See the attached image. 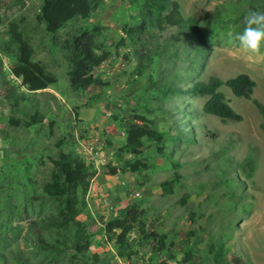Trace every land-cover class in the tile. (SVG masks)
I'll return each instance as SVG.
<instances>
[{"label":"rangeland","instance_id":"obj_1","mask_svg":"<svg viewBox=\"0 0 264 264\" xmlns=\"http://www.w3.org/2000/svg\"><path fill=\"white\" fill-rule=\"evenodd\" d=\"M6 1L0 4V34L12 25L25 36L32 52L20 61L42 63L55 82L26 90L9 72L14 59L0 54V264H213L208 246L216 243L224 251L222 264H264V131L258 129L259 115L249 101L224 87L219 90L240 122L222 124L202 114L204 98L162 96L157 89L244 73L255 82L252 98L264 106V59H250L234 39L247 11H264V0H175L179 14L192 19L204 39L207 55L198 72L182 53L176 28L149 29L141 35L143 47L119 42L122 28L141 15L144 0L104 1L87 20L67 23L55 40L36 19L40 0H20L12 7ZM82 28L93 33V50L109 56L92 70L99 84L72 92L59 43ZM132 49L151 59L140 73L133 72ZM148 78L155 83L150 90ZM10 87L19 96L15 104L5 96ZM182 102L190 105V114L179 113ZM134 116L165 131V142L160 153L144 142L146 170L130 173L122 170L116 155L123 137L114 133L108 140L103 127L113 120L136 125ZM174 121L192 141H168L176 136ZM91 146L101 152L97 162ZM59 152L78 156L94 172L85 208L76 218L83 223L78 236L73 226H52L59 202L41 192L52 170L50 159ZM249 152L255 169L247 179L238 165ZM174 165L178 178L167 194L160 184L174 179ZM128 205L142 215L120 242V230L109 225ZM150 232L165 235L169 249L159 251Z\"/></svg>","mask_w":264,"mask_h":264},{"label":"trees","instance_id":"obj_2","mask_svg":"<svg viewBox=\"0 0 264 264\" xmlns=\"http://www.w3.org/2000/svg\"><path fill=\"white\" fill-rule=\"evenodd\" d=\"M104 1L112 0H40L37 9L36 19L43 26L44 31L51 35L55 40V34L67 23L76 19L87 20L96 9ZM7 2L0 0V4ZM20 0H9L8 7L19 5ZM141 15H139L135 24L122 28V36L119 42L129 41L128 47L132 42H136L143 47L141 35L149 29L155 28L162 32L168 27L176 28L179 37L177 41L182 44L181 51L187 54V58L191 63L196 64V71L201 69L204 64L207 51L204 50V39L199 32L195 22L190 18H182L178 11V5L175 0H144L141 5ZM263 11V10H260ZM4 33L0 34V54L5 57H11L14 62L9 67L11 76L20 80L19 85L25 87L28 91H37L45 89L49 84L55 82L53 75L45 69L40 62H21L23 55L31 54L30 43L25 36H20L12 25L6 27ZM125 38V39H123ZM94 35L88 29L82 28L75 34H70L66 39L59 43L60 49L64 52V58L67 63L65 78L67 87L72 92L83 89L91 84H99V80L91 75L92 70L100 66L109 56L108 51H94ZM132 55L136 61V67L133 72L140 73L146 68L150 62L147 53L132 49ZM0 78L2 73L0 71ZM147 89L155 86L154 82L150 83L147 79ZM152 86V87H151ZM224 87L229 90L233 97L249 101L260 117L258 129L264 131V106L252 98L255 82L244 73L234 75L225 80L215 77H209L206 81H194L189 85L179 88H160L157 87L162 96L167 94L178 95L188 98H204L200 112L215 116L224 124L228 121L240 122L241 116L237 114L230 106L225 95L219 90ZM6 98L15 104L19 100V96H15L12 87L5 90ZM187 104V103H186ZM190 105L181 103L179 113L190 114ZM37 116L31 117V121ZM133 125L129 120L120 121V126L124 130L123 146L116 150V155L121 163V168L130 173L144 172L146 164L142 157L144 150V142L154 145L158 153L161 152L162 144L165 142V131H160L153 126L151 120L143 116H134ZM164 123V122H163ZM165 124V123H164ZM176 136L174 139L179 142L189 143L191 138L182 133L178 129L177 121L172 123ZM127 154L130 158L124 157ZM252 154L249 152L241 160L238 169L243 176L249 179L255 169V163ZM51 173L49 179L41 187V192L47 198L54 199L59 202L54 222L52 226L55 228H65L73 226L76 234L83 230V223L76 218L83 212L85 208L84 196L88 191L90 180L94 172L90 166L72 153L59 152L55 159H50ZM174 165V179L160 184L161 190L167 194L172 191V184L178 178ZM178 169V168H177ZM111 168V174L114 173ZM120 217L113 219L109 226H113L120 230L117 238L123 242L126 234L131 231L139 217L142 215L135 206L128 205L119 210ZM139 228V232H142ZM148 238H157L156 244L159 251L169 249L171 246L165 245V235H156L152 232L148 233ZM224 251L221 243L211 244L208 246V254L211 256L213 264H222V255ZM190 260V256L187 261ZM158 264H165L159 262Z\"/></svg>","mask_w":264,"mask_h":264},{"label":"clouds","instance_id":"obj_3","mask_svg":"<svg viewBox=\"0 0 264 264\" xmlns=\"http://www.w3.org/2000/svg\"><path fill=\"white\" fill-rule=\"evenodd\" d=\"M234 39L250 59H264V11L250 8L244 16L242 31Z\"/></svg>","mask_w":264,"mask_h":264},{"label":"crops","instance_id":"obj_4","mask_svg":"<svg viewBox=\"0 0 264 264\" xmlns=\"http://www.w3.org/2000/svg\"><path fill=\"white\" fill-rule=\"evenodd\" d=\"M81 118L82 119L84 118L82 113H81ZM106 125H107V127H105V126L103 127V130L105 132L104 138L109 140L111 138L110 135L112 136V135H115L114 133H117L119 136L123 137V139H124V133L125 132H124L123 128H121L119 120H113L110 123H107ZM116 137L117 136H114L113 138H116ZM88 144H90V143H88ZM91 152H93L96 155V158L94 161L97 162V156H99L101 154V152L95 153L93 146H91ZM89 158L94 159V157H92V156H90Z\"/></svg>","mask_w":264,"mask_h":264},{"label":"built area","instance_id":"obj_5","mask_svg":"<svg viewBox=\"0 0 264 264\" xmlns=\"http://www.w3.org/2000/svg\"><path fill=\"white\" fill-rule=\"evenodd\" d=\"M134 197H135V198H138V193H135V194H134Z\"/></svg>","mask_w":264,"mask_h":264}]
</instances>
